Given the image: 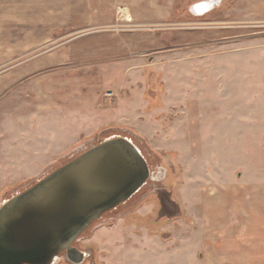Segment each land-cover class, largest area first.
Returning <instances> with one entry per match:
<instances>
[{"label": "rangeland", "instance_id": "obj_1", "mask_svg": "<svg viewBox=\"0 0 264 264\" xmlns=\"http://www.w3.org/2000/svg\"><path fill=\"white\" fill-rule=\"evenodd\" d=\"M131 1L137 2L138 0ZM166 1L168 2L163 4L150 3L144 5L142 15L145 17L141 20H131L125 8L127 5L119 7L115 12L113 24L104 29L105 32H108L109 37L103 38L100 35H95L94 33L97 31L95 32L93 29L82 32L70 31V34L62 32L55 35V37L61 36V38L55 41L53 47L81 35L83 41L79 47L86 51L84 55L87 62L98 60L100 55H104V57L111 60L120 59L123 55L125 59L133 57L136 61H139V65L134 69H137V74L141 77L140 85L135 86L137 91H134V96L139 97L143 94L152 104H155L152 101L156 100L158 96H161L164 92L167 93L166 88L169 87L168 83L172 79L173 82L176 81L174 73L177 72V64L182 66L181 70L185 74L177 79V99L182 97L196 98L201 94L210 93V91L214 94L221 93L220 76L222 70L217 64H220L223 58H229L230 61L239 60L240 62L249 63L248 61L253 58L255 50L261 51L262 64L256 69L253 67L246 68V83L248 84V78L252 76H262L264 78V21L247 20L241 23L240 25L246 33L244 42L240 46L230 47L229 52L226 53L227 47L225 46L222 49L220 45L223 42L222 31L224 25L207 20L208 14L204 18L194 20L189 15L191 6L182 3L183 0L181 3L177 0ZM169 1H172V3H169ZM135 6L138 7L139 5ZM147 11L149 14L146 13ZM230 26H233V24H230ZM129 34L132 37H126ZM103 44L107 45L105 49L108 53L100 51L103 49L101 47ZM197 44L207 46L213 44L214 47L210 49L208 47L206 50L204 48L198 52H191V49L187 47ZM122 45H134L133 52L128 49L126 52H122ZM179 46L183 47L182 52H179L181 51ZM201 58L202 60L208 58L209 63L212 62L213 64V77L211 79L209 78L210 74L205 75L209 70L207 68L203 69L201 79L192 78L190 61H197ZM112 63L116 64V61L114 60ZM232 71H236L235 74L237 73V70ZM56 72L60 73L55 75L61 76L64 71ZM124 78L123 68L105 67L100 69L99 75L85 85L86 88H92L82 94L85 103L92 101L94 90L101 91L102 103L104 100L114 99L116 97L114 94L124 95L122 92H125V89H123L125 85H122ZM208 81L213 84H206ZM192 83L196 85H192ZM198 83H202L201 86ZM170 85L172 86V83ZM252 87L246 85V91H251ZM256 87H259L264 98V84L256 85ZM117 89L121 93H117ZM111 103L113 102L108 104ZM215 103L211 111L203 107L200 110H195L194 114L192 113L193 115L190 113L188 115H177V117L157 116L153 118L139 116L134 118L133 124L123 116H116L112 118V123L109 126L104 127L99 132H97L99 129L90 128L91 121L89 123L90 117L88 115L92 114L93 110H90L86 103L84 109L86 114L79 118L85 120L83 128L79 126L77 119L75 124H71L72 120L68 116L64 118L55 117L53 126H51V118L48 117L47 120L50 124L47 127L50 132L53 128V132L48 134L43 133L41 128V121H45L44 117L37 116L34 118L30 115V111L26 112V115H22L23 110H20L21 113L11 112L10 115L8 113L3 115L5 111L7 112L8 109L12 108V102L5 103L4 106H0V206L36 181L23 180L27 177L25 172L21 170L23 165L19 164L24 160L20 154V148L23 145L38 147L39 152L47 145L52 146V160L54 163L45 170L43 174L45 175L65 165L80 153L98 145L109 137H124L130 139L136 145L150 168H155L157 171L164 170V180L160 183L150 182L131 200L108 213L90 227L79 242L75 244L79 252L87 254L81 264H163V255L172 258L170 262L165 260L166 264H236L232 261L233 258H229L230 261L224 262L216 260L217 257V259L221 258L222 249L213 251V249L206 246L193 251L195 254L192 255L193 260L190 262H174L173 260V253L175 250L177 252V241L175 240H177L180 229L182 228V231H184V224L190 227L193 226L192 230L195 233H192V235L195 234L194 238L195 240L198 239L199 242L201 237L210 231L207 228L209 223H207V226L204 223L207 218L205 214L207 200L219 195L216 190L219 187L213 186L214 182L208 180L210 178L209 174L217 169L216 166L211 164L210 157L214 154L217 155L221 144L219 146H217L218 143L212 144L207 136L209 137L211 130L216 132L215 130L218 127L221 128L229 121L225 116H222V113H225L227 109V103L223 102L220 96ZM262 108L264 111V100L262 101ZM212 111L217 115L210 116ZM94 118L97 123L104 121L97 117ZM245 120V125L233 124L237 122L229 121L228 126H225L224 129V132L228 131V133L223 138L226 140L227 145L231 147L228 150L231 153L234 151L238 155V150L234 148L245 147L244 164L250 163L254 166L260 164L261 181H258L257 176L252 175L254 171L248 165L245 166L246 169H242V166L240 169H235L243 174L246 183L242 182L243 180L240 183L237 182L239 208L235 204L234 209L232 196L228 197L226 205L233 212L244 209L247 218L255 217L256 219L254 226L249 227L250 223L247 222L245 228H241L239 234L241 242L227 245V247L236 256L242 257L243 260L237 264H264V116L250 118L251 124L248 123L249 118ZM93 125L97 126L96 123ZM150 129L155 132L168 129L171 132L172 129L177 130V149H171V146L168 147L172 143H167V147L161 146L163 140L161 136L163 135L160 132L156 134L155 140L149 139V133H153ZM183 130L188 132L180 133ZM168 137L169 140H174L173 135H171V138L169 135ZM183 137L184 140H188H186L187 142H194L195 145L192 149L195 156L193 157L197 158L198 156L201 158L196 160V163L191 159L192 155H190L189 148L182 144ZM221 140V138H218V141ZM212 145H214V149L209 148ZM222 150L227 151L226 148H222ZM249 153L252 156L255 154V156L251 157ZM241 154H243L242 149ZM60 155L64 156L59 158ZM48 165L35 164L33 167L42 169ZM229 166L232 171L233 165L230 164ZM214 167L215 169H213ZM4 169L5 172L8 171L7 174L2 173ZM32 176L35 175L30 177ZM180 186L182 187L180 188ZM180 190H184L182 195ZM165 198L172 204H166ZM193 198L195 199L194 203H192ZM186 199L187 201H184ZM163 203L167 207H164ZM217 207L220 213L223 209L226 211L224 205ZM211 216L213 218L212 213ZM186 234H189V232L184 233V235ZM161 242H165V244H160ZM224 253L226 254V252ZM225 254L223 256L226 257ZM57 264L73 263L62 257Z\"/></svg>", "mask_w": 264, "mask_h": 264}, {"label": "crops", "instance_id": "obj_2", "mask_svg": "<svg viewBox=\"0 0 264 264\" xmlns=\"http://www.w3.org/2000/svg\"><path fill=\"white\" fill-rule=\"evenodd\" d=\"M177 1H179V3L182 2V0ZM213 1L215 0H183L182 3L191 6L189 15L194 20L204 18V16L208 14L207 20H211L212 23L224 25L222 31L223 42L220 45L222 49H224L225 46L227 47L226 53L229 52L230 47L240 46L244 42L246 33L241 27V23L247 20L264 21V0H221L222 3L219 7L218 2L213 3ZM167 2L168 1L165 2V0H138L137 2H132L131 0H0V106L12 102V108H10V110L8 109L7 112L5 111L3 115L6 113L10 115L11 112L15 114L16 112L21 113L20 110L24 111L22 115H26V112L30 111V115L34 118L37 116L40 118L44 117L45 121H41V128L43 133L48 134L50 132L47 127L48 124H50L47 120L48 117L51 118V126H53L55 117L64 118L68 116L72 120L71 124H75L77 119V123L83 128L85 120H80L79 118L85 116L86 112H84V109L87 103L89 109L93 110L92 114L88 115L90 117L89 123L91 121L90 128H95V130L99 129L97 131L99 132L104 127L109 126L112 123V118L116 116H123L129 119L131 124H133L134 118L139 116H145L147 118L157 116L177 117V115L182 114H194L195 110H200L203 107L211 111L216 99L220 96L222 101L227 103V109L225 113H222V116H225L229 121L233 120L237 122L233 124L245 125L246 118H249L248 123L251 124L250 118H261L264 116L262 108V101L264 98L259 87H256V85L260 86L264 84V78L262 76L249 77L247 84L245 75L246 68L253 67L256 69V67L262 64L261 51L255 50L253 58H250L248 61L249 63H245L244 61L240 62L239 60L230 61L229 58H223L220 64H217L222 70L220 76L222 92L214 94L210 91V93L207 92L205 95L201 94L196 98L182 97L177 99V79L185 75L181 70L182 66L177 64V72L174 73V79L176 81L173 82L172 79L168 83L169 87L166 88L167 93L164 92V94L158 96L156 100L152 101L153 103L155 102V104H152L143 94L139 97L134 96V91H137L135 86L140 85L141 77L138 76L137 69H134L139 65V61H136L133 57L125 59L124 55L122 57L119 56L121 58L114 59L116 64H113V59L111 60L104 57V55H100L98 60L87 62L84 55L86 51L79 47L80 43L83 41L81 35H78V38L66 40V42H61L57 47H53L55 41L61 38V36L55 37V35L62 32L70 34V31L82 32L87 29H93L95 32L97 31L94 33L95 35H100L103 38L109 37L107 35L108 32H105L104 29L113 24L115 12L119 7H125L127 5L125 8L131 20H141L145 17L142 15V7L144 5L150 3L163 4ZM170 2L172 3V1H169V3ZM201 3L212 4L213 8L200 16L195 14L192 9L194 6ZM135 5L139 6L137 7ZM146 13H148V11ZM230 24H233V26H230ZM99 30H101V32H99ZM126 37L132 36L129 34L126 35ZM106 46L107 45L103 44V46H101L103 49L100 51L106 52ZM206 46L207 45L197 44L187 47L191 49V52H198L202 51L204 48V50H206L208 47L209 49L214 47L213 44L212 46ZM121 47L123 49L122 52H126L127 49L133 52L134 49V45H122ZM182 48V46H179L181 50L179 52H182ZM105 67L123 68L125 80L122 85H125L123 88L125 92H122L124 95L114 94L116 95L114 99L110 98L112 100L107 99L102 103L101 91L94 90L92 92V101H87L85 103L82 94L92 89L86 88L85 85L91 80H94V78L99 75L100 69ZM205 68L209 69L205 75L208 76L210 74L209 78L211 79L213 77L214 67L212 62L209 63L208 58L190 61L192 78L201 79L203 75L202 71ZM62 70L64 72L61 76L55 75L56 73H60L56 71ZM232 70H237V75L235 74L236 71ZM207 79L208 77L206 80ZM170 83H172V86ZM183 83L186 84L185 82ZM198 84L201 86L202 83ZM206 84L213 83L208 81ZM192 85L196 84L192 83ZM246 85L253 86V89L247 92L245 88ZM116 92L121 93L118 89ZM109 102H113L110 104L111 107H109ZM190 106L193 107L191 108ZM214 115L217 114L213 111L210 112V116ZM94 117L104 121H99L97 123ZM229 121L221 126V128L218 127L215 130L216 132L211 130L209 137L207 136L212 144L218 143L217 146L221 144L217 151V155L214 154L212 155L213 157H210L212 160L211 164L216 166L217 169L209 174L210 178H208V180L214 182L213 186L216 185L219 187L216 188L219 195L212 197L211 200L208 199L205 209L207 218L204 223H206L205 226L209 223V227L207 226V228H209L210 231L208 233L206 232L207 234L204 235L202 233L203 237H201V241L199 242L198 239L195 240V234L192 235V233H195L192 230L193 226L190 227L184 224V231H182L181 228L177 240H175L177 241V252L175 250L173 253L174 262L179 261L185 263V261H192V255L195 254L193 251L204 246L210 247L213 251L222 249L221 258L217 259L218 257L216 254V260H220V262L230 261L229 258H233L232 261L237 264L243 260L242 257L232 253L227 245L241 242L239 239L241 228L244 229L247 222L250 223L249 227H251V225L254 226L256 218H247L245 213L246 210L244 209H238L233 212L232 209L226 205V202L228 197L230 198V196H232L234 209L236 207L235 204H237L238 208L240 206V201L237 200L238 191L236 186L237 182L240 183V181L243 180L242 182L246 183V181L243 174L235 169H240L241 166L243 167L242 169H244L245 166L248 165V167H251L254 171L252 175L257 176L258 181H261V176L259 174L260 164L257 166L250 163L244 164L246 154L245 147L234 148L238 150V155H236L234 151L233 153L228 151L231 147L227 145L223 137L228 133V131L224 132V129L226 128L225 126H228L227 123ZM260 121L259 119V122ZM95 123L97 126L93 125ZM151 130L152 129H150V131ZM152 131V134L149 133V139L155 140L156 134L160 132L163 135L161 136V138H163L161 146L167 147V143H172V145H168V147L171 146V149H177V130L172 129V132L169 129L158 132ZM52 132L53 128H51L50 133ZM187 132L188 131L183 130L180 133ZM167 134L170 138L171 135H173L174 140H169ZM218 138L222 140L218 141ZM186 140H184L183 137L182 144L189 148L191 152L190 155H192L191 159L196 163L195 161L201 158L198 156L197 158L193 157L195 155L193 154L192 147L195 144L194 142L192 143L190 141V143ZM209 148L214 149L215 147L212 145ZM222 148H226L227 151L222 150ZM37 149L38 147H30L27 145H23L20 148V154L24 160L19 162V164L23 165L21 170L24 171L27 176L23 179L25 181L39 179L45 173V170L54 163L52 160L53 148L51 145L45 146L40 152ZM241 149L243 150V154H241ZM249 154L251 157L255 156V154L253 156L251 153ZM63 156L64 155H60L59 158ZM49 157L51 158L49 159ZM35 164L44 166L49 165L42 169H35V167H33ZM230 164L233 165L232 171L230 170ZM213 169H215V167ZM2 173L7 174L8 171L5 172L4 169ZM31 175L35 176L30 177ZM235 178L237 179L236 181ZM181 187L182 186H180V188ZM183 191L184 190H180L181 195ZM184 201H187V199ZM165 202H167L166 204H172V202L166 198ZM194 202L195 199L192 203ZM163 205L167 207L164 203ZM223 205L226 211L223 209L222 213H220L217 206ZM211 213L213 214V218ZM185 232H189V234L184 235ZM259 240L261 241V239ZM175 241L174 243H176ZM162 243L163 242L160 244ZM164 244L165 242L163 245ZM224 252H226V254ZM223 254H225L226 257L223 256ZM165 260L170 262L172 258L163 255V264Z\"/></svg>", "mask_w": 264, "mask_h": 264}, {"label": "water", "instance_id": "obj_3", "mask_svg": "<svg viewBox=\"0 0 264 264\" xmlns=\"http://www.w3.org/2000/svg\"><path fill=\"white\" fill-rule=\"evenodd\" d=\"M163 180L130 139L103 140L1 204L0 264H81L75 244L90 227Z\"/></svg>", "mask_w": 264, "mask_h": 264}, {"label": "bare ground", "instance_id": "obj_4", "mask_svg": "<svg viewBox=\"0 0 264 264\" xmlns=\"http://www.w3.org/2000/svg\"><path fill=\"white\" fill-rule=\"evenodd\" d=\"M212 2V1H211ZM217 3L218 2V4L221 2V0H215V1H213V3ZM213 8V6H212V4H209V3H202V4H198V6H196L195 8H193L192 10H193V12L195 13V14H198V15H203V14H205L206 12H208L209 10H211Z\"/></svg>", "mask_w": 264, "mask_h": 264}, {"label": "flooded vegetation", "instance_id": "obj_5", "mask_svg": "<svg viewBox=\"0 0 264 264\" xmlns=\"http://www.w3.org/2000/svg\"><path fill=\"white\" fill-rule=\"evenodd\" d=\"M153 169V171H157V170H155V168H152Z\"/></svg>", "mask_w": 264, "mask_h": 264}, {"label": "built area", "instance_id": "obj_6", "mask_svg": "<svg viewBox=\"0 0 264 264\" xmlns=\"http://www.w3.org/2000/svg\"><path fill=\"white\" fill-rule=\"evenodd\" d=\"M202 4V3H201ZM196 6H198V5H196ZM196 6H194V7H196ZM119 13V12H118ZM154 183V182H153Z\"/></svg>", "mask_w": 264, "mask_h": 264}]
</instances>
